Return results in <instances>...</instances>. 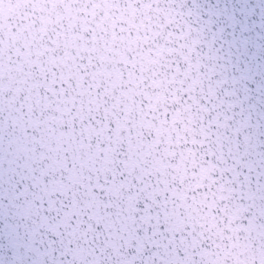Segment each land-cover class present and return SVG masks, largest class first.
I'll return each instance as SVG.
<instances>
[{"label": "snow or ice", "instance_id": "1", "mask_svg": "<svg viewBox=\"0 0 264 264\" xmlns=\"http://www.w3.org/2000/svg\"><path fill=\"white\" fill-rule=\"evenodd\" d=\"M0 264H264V0H0Z\"/></svg>", "mask_w": 264, "mask_h": 264}, {"label": "water", "instance_id": "2", "mask_svg": "<svg viewBox=\"0 0 264 264\" xmlns=\"http://www.w3.org/2000/svg\"><path fill=\"white\" fill-rule=\"evenodd\" d=\"M212 2H215V0H212ZM233 2H235V0H233ZM258 2H259V0H248V3L252 4V5H255Z\"/></svg>", "mask_w": 264, "mask_h": 264}]
</instances>
